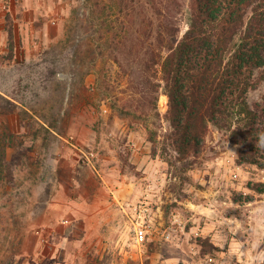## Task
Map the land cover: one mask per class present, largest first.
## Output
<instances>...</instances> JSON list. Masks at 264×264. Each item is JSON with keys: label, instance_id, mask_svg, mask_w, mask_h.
<instances>
[{"label": "rangeland", "instance_id": "1", "mask_svg": "<svg viewBox=\"0 0 264 264\" xmlns=\"http://www.w3.org/2000/svg\"><path fill=\"white\" fill-rule=\"evenodd\" d=\"M190 1L0 0V149L15 175L0 181V264H264L251 236L264 170L240 162L241 147L214 125L199 155L180 156L167 139L168 96L162 88L161 119L146 99L144 13L165 9L155 30L175 22L182 35ZM255 80L252 106L264 104V67ZM191 201L213 210L194 217L206 208ZM212 219L219 242L240 246L203 234Z\"/></svg>", "mask_w": 264, "mask_h": 264}, {"label": "trees", "instance_id": "2", "mask_svg": "<svg viewBox=\"0 0 264 264\" xmlns=\"http://www.w3.org/2000/svg\"><path fill=\"white\" fill-rule=\"evenodd\" d=\"M157 10L143 16L148 41L145 64L152 72L146 99L161 119L162 88L168 96L165 118L170 146L180 156H197L214 125L241 147L240 162L264 170V148L258 146L264 134V104L252 106L248 100L256 86V70L264 67V0H191L188 27L182 35L175 22L155 30V19L167 12ZM115 14L121 19L122 10ZM128 16L139 17V13L130 11ZM122 32L116 31L114 38L125 37ZM10 41L13 47L12 29ZM1 179L8 185L15 180L6 146L0 149ZM253 188L264 192V182ZM204 237V245L215 246L211 237Z\"/></svg>", "mask_w": 264, "mask_h": 264}, {"label": "crops", "instance_id": "3", "mask_svg": "<svg viewBox=\"0 0 264 264\" xmlns=\"http://www.w3.org/2000/svg\"><path fill=\"white\" fill-rule=\"evenodd\" d=\"M192 203H193V205L195 207H198V208L199 207L200 208L201 207H205L206 208V209H204L205 211L196 210V212L195 211L192 212V215L194 217L197 216L198 212H206V210H213V207H211L210 204H204V203L194 202V201ZM252 204H253V209H252L253 213L251 214V216L253 218H255L254 220L258 221V225H256V228L254 227V230H253V233H252L251 236H252V239H254L253 240L254 246L258 245V247H259V248L257 247V249H259V250L258 251L256 250V252H259L260 250L264 251V244L262 246L263 248L261 247L262 242H264V231H263V235H261L262 229L260 228V224L264 223V197H258L256 200L252 201ZM160 213H161L160 216H163V211L160 210ZM205 214H207V216L209 218H212L211 217V213H205ZM210 221L211 222H207L208 223L207 226H205L203 229L200 228L201 232L203 234H207V235L211 236L214 240H216L215 244H217V245L221 244V246H223L224 242H219L218 241V237H221V235H220L221 231H219L216 228V224L219 223V222L217 220H213V219L210 220ZM220 221H222V220H220ZM161 223H162V220L160 221V224ZM160 228L164 229L163 231H167L168 230L167 228H164V225L162 227H160ZM241 238H242V235L238 231L236 239H241ZM240 244H241V242L239 240L234 241V239H233L232 241L230 240V242H228V243L226 241V245H224V246H226V248L229 249L230 247L232 248V247H235L236 245H237L236 247H239ZM244 245H245V243H243L241 245V247L243 248ZM230 250H232V249H230ZM232 252H235V251H232ZM238 254H239V252H238Z\"/></svg>", "mask_w": 264, "mask_h": 264}, {"label": "built area", "instance_id": "4", "mask_svg": "<svg viewBox=\"0 0 264 264\" xmlns=\"http://www.w3.org/2000/svg\"><path fill=\"white\" fill-rule=\"evenodd\" d=\"M145 207L141 209L139 219H137V221L134 222V228H133L134 245L139 249L140 252H142L143 250V246L145 245V241L147 239L149 227H150L149 219L146 218L148 214V210ZM143 212H145L146 214L142 218Z\"/></svg>", "mask_w": 264, "mask_h": 264}, {"label": "clouds", "instance_id": "5", "mask_svg": "<svg viewBox=\"0 0 264 264\" xmlns=\"http://www.w3.org/2000/svg\"><path fill=\"white\" fill-rule=\"evenodd\" d=\"M258 146L261 147V148H264V134L260 135Z\"/></svg>", "mask_w": 264, "mask_h": 264}]
</instances>
